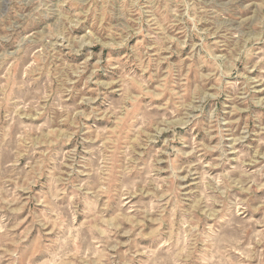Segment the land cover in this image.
Listing matches in <instances>:
<instances>
[{
  "label": "rangeland",
  "instance_id": "obj_1",
  "mask_svg": "<svg viewBox=\"0 0 264 264\" xmlns=\"http://www.w3.org/2000/svg\"><path fill=\"white\" fill-rule=\"evenodd\" d=\"M0 264H264V0H0Z\"/></svg>",
  "mask_w": 264,
  "mask_h": 264
}]
</instances>
